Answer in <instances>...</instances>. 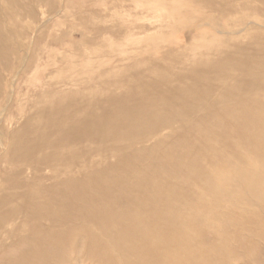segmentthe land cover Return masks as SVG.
Listing matches in <instances>:
<instances>
[{"label":"rangeland","instance_id":"obj_1","mask_svg":"<svg viewBox=\"0 0 264 264\" xmlns=\"http://www.w3.org/2000/svg\"><path fill=\"white\" fill-rule=\"evenodd\" d=\"M0 141V264H264V0H0Z\"/></svg>","mask_w":264,"mask_h":264},{"label":"bare ground","instance_id":"obj_2","mask_svg":"<svg viewBox=\"0 0 264 264\" xmlns=\"http://www.w3.org/2000/svg\"><path fill=\"white\" fill-rule=\"evenodd\" d=\"M261 84H262V83H261ZM241 95H242V94H241ZM241 95H240V96H241ZM198 106H199V105H198ZM194 108H195V107H194ZM153 113H154V112H153ZM153 113H151V114L154 116L155 114H153ZM156 113H157V112H156ZM151 114H150V115H151ZM163 114H164V113H163ZM152 115H151V116H152ZM161 115H162V113H161ZM161 115H159V116H161ZM164 115H165V114H164ZM164 115H163V116H164ZM181 115H182V114H181ZM183 115H184V114H183ZM188 115H189V114H188ZM147 116H148V114H147ZM153 116H152V117H153ZM157 116H158V114H157ZM157 116H154V117L156 118ZM183 117H184V116H183ZM168 119H169V118H168ZM173 119H174V118H173ZM161 122H162V121H161ZM167 122H168V121H167ZM159 124H160V123H159ZM156 127H157V126H156ZM131 137L133 138L134 136H131ZM136 137H137V136H136ZM130 139H131V138H130ZM138 141H139V139H138ZM138 141H137V142H138ZM0 145H1V146H4V143H3L2 141H0ZM41 146H42V145H41ZM1 148H2V147H1ZM47 148H48V147H47ZM19 150H20V149H19ZM20 151H22V150H20ZM25 152H26V151H25ZM29 154H30V153H29ZM27 156H28V155H27ZM38 157H39V156H38ZM34 159H35V158H34ZM33 161H35V160H33ZM140 215H141V213H140ZM141 217H142V215H141ZM141 217H140V218H141ZM141 219H142V218H141ZM137 221H138V220H137ZM157 227H158V226H157ZM152 230H153V228H152ZM61 240H62V239H61ZM63 249H64V248H63ZM52 253H53V252H52ZM56 256H58V255H56Z\"/></svg>","mask_w":264,"mask_h":264}]
</instances>
